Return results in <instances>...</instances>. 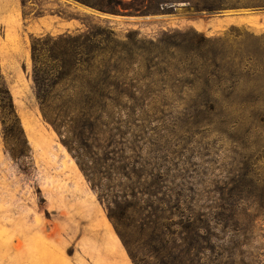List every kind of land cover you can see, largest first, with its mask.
I'll return each mask as SVG.
<instances>
[{"label": "rangeland", "instance_id": "374dc122", "mask_svg": "<svg viewBox=\"0 0 264 264\" xmlns=\"http://www.w3.org/2000/svg\"><path fill=\"white\" fill-rule=\"evenodd\" d=\"M224 1L208 12L198 0H162L106 17L75 0H0V86L24 133L0 110V264H264L253 190L256 162L264 186V114L239 91L264 44V0ZM80 19L121 40L136 32L141 50L125 66L123 106L96 127L72 111L75 128L59 134L36 99L31 41L85 29ZM174 31L206 38L201 55L221 73L211 95L143 79L172 60L162 48L150 64L148 49Z\"/></svg>", "mask_w": 264, "mask_h": 264}, {"label": "trees", "instance_id": "16d2710c", "mask_svg": "<svg viewBox=\"0 0 264 264\" xmlns=\"http://www.w3.org/2000/svg\"><path fill=\"white\" fill-rule=\"evenodd\" d=\"M75 1L95 11L114 15L149 13L159 10L162 2L158 0L154 9H143L138 0H132L129 3L122 0ZM198 1L202 2V6L198 3L199 8L208 12L221 9L227 4L224 0ZM80 22L86 26L85 29L78 28L74 33L66 32L57 36L46 34L33 37L31 41L36 99L45 120L59 134L66 132L63 130L67 128H70L68 130L75 128L77 120L71 117L74 111L81 113V120L96 127L110 111L123 106L122 101L128 97L123 91V88L127 90L126 87H128L126 82L128 73L125 66L131 63L132 59L136 58L134 56H137L138 51L141 50L139 40L134 38L136 32L128 31L126 40H121L110 26L87 24L84 19H80ZM205 41L206 38L202 34H199V39H192L184 36L180 31H174L172 34L164 33V37L151 41V48L148 49L149 62L154 63L162 48L172 49V60H161L154 66L155 72H150L152 76L148 74L143 79L149 82V87H155L158 84L166 87L171 82L172 89L180 87L187 88L189 91L201 90L202 93L211 95L215 92L213 78L216 75L221 76V73L208 71L212 66L208 64V59L201 55ZM198 56L200 58L196 59ZM211 62L217 66L215 61ZM161 65H165V68H160ZM150 66L153 67V65ZM251 66V77L245 81L248 87L242 86L239 91L243 90L245 97L247 95L248 100L244 105L254 109L255 113L263 115V43L258 45ZM219 82V85L222 84L221 79ZM0 110L2 115H11L12 129L23 135L12 95L4 82L0 86ZM3 122L5 124L4 120ZM6 138L9 140L7 135ZM81 167L84 168L83 165ZM254 167L253 190L257 216H264V186L257 162ZM84 171L87 172L85 169ZM109 217L118 228L116 216L110 213ZM128 251L132 258H135L129 248Z\"/></svg>", "mask_w": 264, "mask_h": 264}, {"label": "crops", "instance_id": "0c3cea01", "mask_svg": "<svg viewBox=\"0 0 264 264\" xmlns=\"http://www.w3.org/2000/svg\"><path fill=\"white\" fill-rule=\"evenodd\" d=\"M63 24L66 28H75L77 26V21L75 19L64 20Z\"/></svg>", "mask_w": 264, "mask_h": 264}, {"label": "water", "instance_id": "95a60500", "mask_svg": "<svg viewBox=\"0 0 264 264\" xmlns=\"http://www.w3.org/2000/svg\"><path fill=\"white\" fill-rule=\"evenodd\" d=\"M87 9H89V10H91V11H93V12H96V13H98V14H100V15H105L106 17H117L116 15H111V14H103V13H101V12H98V11H94L93 9H91V8H87ZM253 11H255V10H253ZM124 18L125 19H135V18H138V17H133V16H124Z\"/></svg>", "mask_w": 264, "mask_h": 264}]
</instances>
